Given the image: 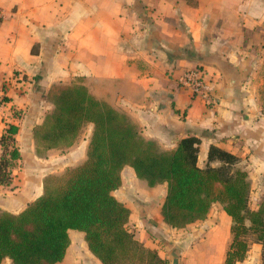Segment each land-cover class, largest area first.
<instances>
[{"label": "crops", "instance_id": "crops-1", "mask_svg": "<svg viewBox=\"0 0 264 264\" xmlns=\"http://www.w3.org/2000/svg\"><path fill=\"white\" fill-rule=\"evenodd\" d=\"M195 67L204 71L208 97L193 96L180 81ZM71 83L127 114L163 149L199 136L201 166L212 144L237 155L252 186L249 206L258 208L264 197V0H0V89L7 103L0 110V154L8 124L18 127L13 145L20 152L11 184H0V211L19 213L43 193L46 176L85 161L92 123L71 146L44 154L34 136L54 108L50 87ZM122 178L114 195L131 209L129 224L141 243L170 264L225 262L232 219L220 203L205 219L174 228L160 208L137 218L120 193L139 178L130 166ZM160 186L165 198L166 183L147 187ZM68 233L66 254L55 264H102L84 232ZM251 241L236 264H262V245Z\"/></svg>", "mask_w": 264, "mask_h": 264}, {"label": "trees", "instance_id": "trees-1", "mask_svg": "<svg viewBox=\"0 0 264 264\" xmlns=\"http://www.w3.org/2000/svg\"><path fill=\"white\" fill-rule=\"evenodd\" d=\"M47 99L54 108L35 128L37 151L71 146L84 125L92 123L87 157L62 174L46 176L43 193L19 213L0 211V264L6 257L11 264L60 262L70 229L84 232L89 250L102 264H170L136 238L129 224L131 209L114 195L126 166L151 187L166 183L161 214L174 228L205 219L212 205L220 203L232 219L223 264L245 259L250 236L261 243L264 264V197L258 208H250L252 186L237 155L212 144L201 166V138L196 135L181 138L171 150L161 149L141 135L127 114L97 99L82 83L54 84ZM17 130L8 124L1 137L2 185L11 184L12 167L20 157L13 145Z\"/></svg>", "mask_w": 264, "mask_h": 264}, {"label": "rangeland", "instance_id": "rangeland-1", "mask_svg": "<svg viewBox=\"0 0 264 264\" xmlns=\"http://www.w3.org/2000/svg\"><path fill=\"white\" fill-rule=\"evenodd\" d=\"M125 176L127 175L125 174ZM147 186L148 185L144 180L134 179V182L130 183L129 187H123V190L120 193V197H123L133 207L137 215V218L140 217L141 214L146 213L150 209H153L156 211L160 208L161 210V206L164 201V198H163L164 187L160 186L158 187V189L153 190L151 188H148ZM150 202H153V203H150ZM214 211H217L216 208H214L213 212ZM130 227L135 232V228L132 226V224H130ZM149 228L152 229L153 227H149ZM151 229L148 230L150 234L155 232ZM251 239L254 240L252 236L248 237L249 242L251 241ZM178 249L180 251V248Z\"/></svg>", "mask_w": 264, "mask_h": 264}, {"label": "built area", "instance_id": "built-area-1", "mask_svg": "<svg viewBox=\"0 0 264 264\" xmlns=\"http://www.w3.org/2000/svg\"><path fill=\"white\" fill-rule=\"evenodd\" d=\"M183 86L189 88L195 97H208L209 86L207 84L204 71L200 67L187 70L181 77ZM6 100L3 90L0 89V110L6 106Z\"/></svg>", "mask_w": 264, "mask_h": 264}]
</instances>
